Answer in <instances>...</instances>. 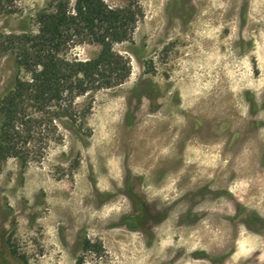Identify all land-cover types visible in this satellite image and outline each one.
Returning a JSON list of instances; mask_svg holds the SVG:
<instances>
[{
    "label": "rangeland",
    "instance_id": "obj_1",
    "mask_svg": "<svg viewBox=\"0 0 264 264\" xmlns=\"http://www.w3.org/2000/svg\"><path fill=\"white\" fill-rule=\"evenodd\" d=\"M135 1L115 45L129 79L77 98L86 129L58 121L43 157L0 160V264H264V0ZM45 5L0 0V103L4 36L36 31Z\"/></svg>",
    "mask_w": 264,
    "mask_h": 264
},
{
    "label": "trees",
    "instance_id": "obj_2",
    "mask_svg": "<svg viewBox=\"0 0 264 264\" xmlns=\"http://www.w3.org/2000/svg\"><path fill=\"white\" fill-rule=\"evenodd\" d=\"M135 0L112 7L105 0H46L37 14L38 29L4 36L12 47L17 74L14 86L0 103V160L17 158L27 166L31 156H44L50 141L62 135L57 122L66 120L86 129L91 105L79 111L77 98L95 95L125 83L129 59L115 49L132 41L140 8ZM97 44L91 59H69L64 52L78 44ZM86 239L85 250L99 251Z\"/></svg>",
    "mask_w": 264,
    "mask_h": 264
},
{
    "label": "flooded vegetation",
    "instance_id": "obj_3",
    "mask_svg": "<svg viewBox=\"0 0 264 264\" xmlns=\"http://www.w3.org/2000/svg\"><path fill=\"white\" fill-rule=\"evenodd\" d=\"M259 125H260V124H259ZM262 125H263L262 127H264V123H262ZM262 160H263V162H262V163L264 164V154H263ZM252 215H255V213H254V214H252ZM262 221H263V220H262Z\"/></svg>",
    "mask_w": 264,
    "mask_h": 264
}]
</instances>
